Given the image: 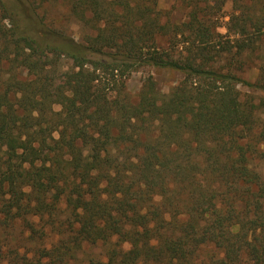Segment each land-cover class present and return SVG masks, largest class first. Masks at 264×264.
<instances>
[{
    "label": "trees",
    "instance_id": "obj_1",
    "mask_svg": "<svg viewBox=\"0 0 264 264\" xmlns=\"http://www.w3.org/2000/svg\"><path fill=\"white\" fill-rule=\"evenodd\" d=\"M58 1L0 0V264H264V0Z\"/></svg>",
    "mask_w": 264,
    "mask_h": 264
},
{
    "label": "rangeland",
    "instance_id": "obj_2",
    "mask_svg": "<svg viewBox=\"0 0 264 264\" xmlns=\"http://www.w3.org/2000/svg\"><path fill=\"white\" fill-rule=\"evenodd\" d=\"M160 6L171 12V20L174 22H181L185 19V15L187 12V8L184 4L180 3L177 0H159ZM65 2L59 0L57 3L47 4V8H49L51 15L60 18V15L65 12L66 6ZM225 31V28L221 29ZM259 69L256 63H253L248 66L246 77L251 81H254L257 77V73ZM153 75L155 80L158 82V87L161 91L167 92L171 86L177 83L181 78L182 74L175 71L169 70H158L153 67H144L139 71L133 73L131 78L127 81V90L134 97H137L139 93L142 83L147 78V76ZM237 89L241 93V97H250L255 99L256 101L262 99L264 97V93L258 89L252 87H246L242 85H237ZM59 106H56V109H59ZM264 169V162L261 161ZM246 261V259H245ZM248 264H260V261L256 256H251L248 260Z\"/></svg>",
    "mask_w": 264,
    "mask_h": 264
}]
</instances>
